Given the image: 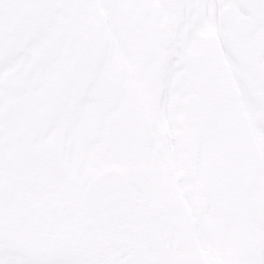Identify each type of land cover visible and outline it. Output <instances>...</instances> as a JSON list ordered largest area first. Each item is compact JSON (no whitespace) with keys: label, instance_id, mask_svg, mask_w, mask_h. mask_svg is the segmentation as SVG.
Listing matches in <instances>:
<instances>
[{"label":"snow or ice","instance_id":"obj_1","mask_svg":"<svg viewBox=\"0 0 264 264\" xmlns=\"http://www.w3.org/2000/svg\"><path fill=\"white\" fill-rule=\"evenodd\" d=\"M0 264H264V0H0Z\"/></svg>","mask_w":264,"mask_h":264}]
</instances>
